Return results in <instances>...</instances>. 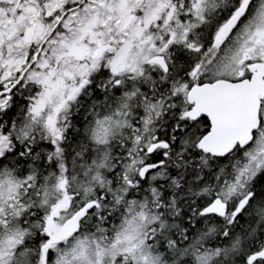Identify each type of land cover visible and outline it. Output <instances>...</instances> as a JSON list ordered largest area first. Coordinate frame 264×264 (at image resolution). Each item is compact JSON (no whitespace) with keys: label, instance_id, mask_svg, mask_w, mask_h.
Here are the masks:
<instances>
[{"label":"snow or ice","instance_id":"1","mask_svg":"<svg viewBox=\"0 0 264 264\" xmlns=\"http://www.w3.org/2000/svg\"><path fill=\"white\" fill-rule=\"evenodd\" d=\"M0 264H264V0H0Z\"/></svg>","mask_w":264,"mask_h":264}]
</instances>
